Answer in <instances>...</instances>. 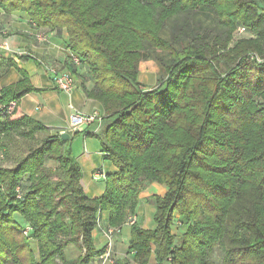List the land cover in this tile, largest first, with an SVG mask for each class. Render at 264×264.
Returning a JSON list of instances; mask_svg holds the SVG:
<instances>
[{
    "label": "trees",
    "instance_id": "trees-1",
    "mask_svg": "<svg viewBox=\"0 0 264 264\" xmlns=\"http://www.w3.org/2000/svg\"><path fill=\"white\" fill-rule=\"evenodd\" d=\"M0 7L38 28L67 30L92 82L82 89L106 114L96 136L116 168L104 175L105 194L90 199L61 136L0 165V264L100 261L93 232L101 215L107 227H121L149 184L167 192L150 198L154 230L130 227L139 264H264V0H0ZM199 13L220 33L208 38L188 26L187 42L162 36L169 22ZM147 61L164 75L151 90L138 80ZM31 91L24 83L3 89L1 106ZM24 127L44 130L0 113V143ZM70 247L76 258L68 259Z\"/></svg>",
    "mask_w": 264,
    "mask_h": 264
},
{
    "label": "crops",
    "instance_id": "crops-1",
    "mask_svg": "<svg viewBox=\"0 0 264 264\" xmlns=\"http://www.w3.org/2000/svg\"><path fill=\"white\" fill-rule=\"evenodd\" d=\"M38 36H42L43 39L40 40ZM4 43H8V49L2 47ZM71 56L66 29L38 28L26 14L7 13L0 7V99L2 90L9 86L24 83L25 87L32 88L31 92L17 101L16 111L11 118L14 120L29 119L43 127L44 130L41 132H45L48 136H61L68 133L70 139L64 148L70 146L71 152L74 147L77 150L80 148L76 154H73V157L82 169L81 186L90 199H97L105 194L106 184L104 178L100 179L102 181L95 180L96 174L103 171L106 176L114 172L116 168L111 163L105 170L106 160L102 153L101 142L96 136L101 134L104 124L99 130L98 125L94 124L84 127L79 132H70L69 117L71 114H90L95 110H102L101 105L88 98L82 89L83 82L88 88L92 86L88 70L83 66L77 68L73 66ZM51 67L69 72L73 76L76 87L72 92L66 93L58 88L48 72ZM74 69L77 71L75 74ZM88 139L98 140V143L95 142L92 145ZM100 155L103 163H100L98 157ZM12 165L13 163L10 167ZM55 165L52 162L49 167H55ZM86 167L89 168L85 172ZM146 194L144 191L140 197L136 213L137 222L146 230H154L156 227L155 209L152 216L146 215L144 204L150 199ZM152 195L155 194H151L150 197ZM107 219L108 214L103 213L100 226L93 232L97 250H102L106 243L102 230L108 226ZM130 234L131 228L125 227L114 238L113 251L117 264H139L135 260V253L129 250ZM92 264H100L99 259L96 258ZM149 264H156L154 258Z\"/></svg>",
    "mask_w": 264,
    "mask_h": 264
},
{
    "label": "rangeland",
    "instance_id": "rangeland-1",
    "mask_svg": "<svg viewBox=\"0 0 264 264\" xmlns=\"http://www.w3.org/2000/svg\"><path fill=\"white\" fill-rule=\"evenodd\" d=\"M187 17L188 19H186ZM188 26L194 27L197 29L198 27H201L203 30L206 29L205 32L208 34L209 36L208 38L214 37L215 35L219 34L221 31L216 20L209 13H199L196 15L191 14V16H183V17L177 18L169 22L167 26L165 27V30L163 31L162 36L166 39H171L172 36H177V37L184 38L187 42L189 41V39H187V33H186ZM238 38H241V36L239 37L238 35ZM159 56L163 57V54L161 53L159 54ZM163 76L164 75L156 62L147 61V62H142L140 64V74H139L138 80L141 83V89H144V88L147 90L154 89L158 85L159 80ZM101 111L104 113L106 117L105 112L103 110ZM101 128L102 126H100L98 130ZM30 129L31 128L29 127L21 128L20 132L16 133V135H14L11 140L5 141V142L3 141L2 143H0V147L2 145L4 146V148H0V165H3L4 167H10L11 163L15 164V162H17L18 160L23 158L25 155H27L30 152V150L36 149L37 147L41 146V144L46 139V137H48V135L45 134V132H41V130H35V131L31 130L30 131ZM89 140L90 139H88V141ZM90 141L92 145H94L95 142L98 143V140H95V139L93 140L91 139ZM66 150L67 152H70L72 156H74L73 154H76L80 150V148L79 150H77L74 147L73 152H71L70 146H67ZM88 150L90 151V149ZM5 153H8V155L5 156L4 155ZM98 157H99L100 163H103L102 156L100 155ZM51 163L52 162L49 161L47 162L46 165L49 166L51 165ZM104 163H105V167H106L105 170H106L107 167L110 166L111 162L105 161ZM88 168L89 167H86L84 171L85 172L88 171ZM97 181H102V180H97ZM166 192H167V187L164 185H159V184H149L145 189V193H147L146 196L148 199L151 198L150 197L151 194L164 195ZM144 205H146L144 208L146 215L152 216L153 211L155 209L152 200L149 199V202ZM126 222L121 226V232L123 228L128 227L125 225ZM178 233L181 235L180 231ZM66 254H67L68 259H72V258H76L79 255V252L77 249L70 247L66 251Z\"/></svg>",
    "mask_w": 264,
    "mask_h": 264
},
{
    "label": "built area",
    "instance_id": "built-area-1",
    "mask_svg": "<svg viewBox=\"0 0 264 264\" xmlns=\"http://www.w3.org/2000/svg\"><path fill=\"white\" fill-rule=\"evenodd\" d=\"M244 27H240L237 30V35H242L245 32ZM40 40L43 37L38 36ZM2 47L8 49V43H4ZM72 62L75 65H79V59L72 54L71 56ZM49 74L53 77L54 82L58 86V88L66 93H70L76 87L75 80L73 76L69 72L61 71L55 67H51L48 70ZM17 107V102H11L8 105L0 107L1 115L13 116ZM105 115L101 110H95L90 114H81V113H73L69 117V129L70 132L76 133L81 131L84 127L89 125L97 124L98 128L104 124ZM101 178H105L104 174L99 173L96 174L95 180H100ZM137 223L136 215H132L129 217L126 222V226L131 227ZM100 226V225H99ZM98 226V227H99ZM121 227H107L102 230L103 236L106 240L105 246L103 247V253L100 256V264H117L116 257L113 253L114 248V238L116 235L120 234Z\"/></svg>",
    "mask_w": 264,
    "mask_h": 264
},
{
    "label": "water",
    "instance_id": "water-1",
    "mask_svg": "<svg viewBox=\"0 0 264 264\" xmlns=\"http://www.w3.org/2000/svg\"><path fill=\"white\" fill-rule=\"evenodd\" d=\"M61 139L63 141H68L70 139V135L68 133L62 134Z\"/></svg>",
    "mask_w": 264,
    "mask_h": 264
}]
</instances>
